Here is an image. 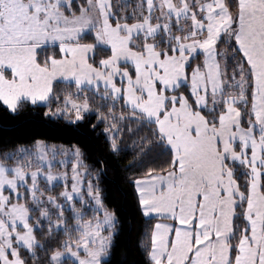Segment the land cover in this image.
<instances>
[{"label": "snow or ice", "instance_id": "6c2138e0", "mask_svg": "<svg viewBox=\"0 0 264 264\" xmlns=\"http://www.w3.org/2000/svg\"><path fill=\"white\" fill-rule=\"evenodd\" d=\"M0 264H264V0H0Z\"/></svg>", "mask_w": 264, "mask_h": 264}, {"label": "trees", "instance_id": "16d2710c", "mask_svg": "<svg viewBox=\"0 0 264 264\" xmlns=\"http://www.w3.org/2000/svg\"><path fill=\"white\" fill-rule=\"evenodd\" d=\"M64 142L67 143V141H64ZM123 251L124 250L122 247L117 249V259L118 260L123 258ZM129 259H130V257H129Z\"/></svg>", "mask_w": 264, "mask_h": 264}]
</instances>
